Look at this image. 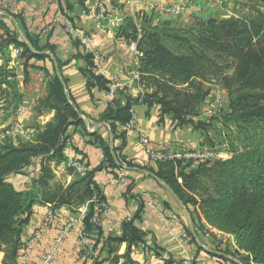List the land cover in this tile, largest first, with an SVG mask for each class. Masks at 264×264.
<instances>
[{
    "label": "trees",
    "instance_id": "16d2710c",
    "mask_svg": "<svg viewBox=\"0 0 264 264\" xmlns=\"http://www.w3.org/2000/svg\"><path fill=\"white\" fill-rule=\"evenodd\" d=\"M251 1L256 6L260 4L262 11L259 6L253 7L247 17L209 18L183 28L154 25L147 15L140 22L125 17L115 35L126 43L136 42L139 85L144 91L136 98L126 94V90L117 91L116 98L107 103L99 116L98 121L109 127L112 148L98 132L88 133L72 99L66 95L62 76L31 64L33 60H49L43 52L53 53V46L30 35L20 16L0 15V104L4 105L0 110L12 116L22 101L17 76L8 67V50L12 46L20 50L23 83L28 81L29 70L42 71L47 78L46 95L38 102L36 113L54 112L49 123L33 128L29 141H13L7 136L0 140V264H16L22 246L20 236L36 204L72 210L87 205L83 233L93 236L92 250L96 248L101 232L92 222V200L104 199L94 176L104 171L117 178L122 165L135 166L123 152L125 125L137 105H145L148 110L157 107L158 125L170 120L174 131L183 132L187 140L201 139L202 147L211 150L215 148L213 138L222 139L220 144L228 153L227 159L205 162L195 168L183 166L181 159H170L154 161V167L140 168L161 180L189 211L194 209L201 231L200 216L209 228L232 236L234 251H222L231 259L216 256L223 263L264 264V0ZM78 2L83 5L84 0ZM83 60L87 90L107 92L108 81L92 70V55L85 54ZM211 82H217L228 94V107L222 119L201 113L209 96L205 85ZM218 124L230 125L231 134L222 135ZM71 130L88 137V143L101 150L102 160L84 175L67 167L72 181L65 186L56 181L52 166L66 162L64 150L70 143ZM18 175L29 180L21 190L9 182ZM132 187L129 184L126 193ZM141 211L140 206L132 218L121 223L120 235L106 238L109 257L114 255L111 264H118L120 259H124L122 264H134L130 249L147 244V233L135 225ZM122 244L126 245V252L120 257L114 253ZM80 253L85 255L86 251ZM162 264L181 263L169 258Z\"/></svg>",
    "mask_w": 264,
    "mask_h": 264
},
{
    "label": "crops",
    "instance_id": "0c3cea01",
    "mask_svg": "<svg viewBox=\"0 0 264 264\" xmlns=\"http://www.w3.org/2000/svg\"><path fill=\"white\" fill-rule=\"evenodd\" d=\"M123 1L84 0L81 5L78 0H0V15L20 16L30 35L37 36L42 44L48 43L53 46V53L43 52L49 56V60H33L31 64L34 63L40 68L45 67L50 74L56 72L62 76L66 81V95L70 101L72 99L71 103L80 113L88 133L98 132L109 141L111 147L113 139L109 127L98 121L107 106L105 94L113 90L112 101L116 98L117 91L126 90V94L136 98L139 95L137 88L143 90L139 85L136 42L132 41L135 44L130 46L115 35L116 29L125 17L140 22L141 18L147 15L154 25L168 24L171 27L183 28L199 20L239 16L238 10L248 9L253 2L251 0H151L164 4L191 1V7L178 17L152 13L137 14L132 17L123 7ZM234 3H240L241 8L235 7ZM100 12L103 14V27L97 29L92 15ZM9 19L17 27L15 20L12 17ZM19 33L25 38L20 30ZM83 39L88 41L89 47L81 43ZM90 52H96L100 56L98 65L92 61V70L108 81L107 92L96 88L90 89L89 92L86 88L83 75L86 65L83 57ZM17 81L22 94L20 104L22 111L19 115L16 114L15 127L7 137L13 141H23L26 137L32 138L35 126L43 127L49 123L54 117V112L39 114L35 111L38 102L46 95L47 78L42 71L29 70L26 83H23V73L21 77L18 75ZM209 86V84L205 85L207 89ZM211 92L213 90H210V94ZM134 111L137 122L134 127L126 130V146L123 153L127 161L135 166H123L125 183H117V178L104 171L94 176L104 202L109 206V212L102 214L98 220L101 238L96 248L89 255L80 253L81 235L88 243L92 245L95 243L93 236L86 237L83 233V219L87 205L72 210L67 207L53 209L51 205L36 204L32 207L28 224L20 236L21 248H25L24 246L33 240L28 251L29 264H40L53 248L56 252L49 264H111L110 260L114 255L109 257L105 240L110 236L120 235L121 223L132 218L140 206L141 216L135 221V225L147 233V244L130 249L129 256L134 264H162L163 260L169 258L181 264H232L230 261L223 263L216 257L231 259L222 251L226 248L230 252L234 251L232 236L209 228L200 216V225L203 227L201 231L198 228L194 209L190 208L189 211L161 180L146 169L140 168L154 167V161L140 144L139 140L142 136L149 138L154 151L173 158L183 156L190 150H197V153L204 151L205 147L201 146V139L191 136V139H185L183 132L173 130L172 123L168 119L163 125H158L157 107L148 110L145 105H137ZM69 134H71L70 143L64 150L66 162L52 166L56 181L65 186L72 181V176L66 172L70 163L86 164L87 169L92 170L102 160L101 150L88 143V137H83L73 130ZM28 181L27 177L20 175L9 179V182L20 190L26 187ZM129 184L133 187L130 193H126ZM49 213L52 214L51 217ZM60 237L62 239L57 243ZM192 239L194 243L191 242ZM20 250L19 253L22 251ZM125 252L126 245L122 244L117 247L114 254L121 257ZM123 262L124 259H120L118 264Z\"/></svg>",
    "mask_w": 264,
    "mask_h": 264
},
{
    "label": "built area",
    "instance_id": "2783aa9c",
    "mask_svg": "<svg viewBox=\"0 0 264 264\" xmlns=\"http://www.w3.org/2000/svg\"><path fill=\"white\" fill-rule=\"evenodd\" d=\"M123 7L126 9V12L128 15L134 17L137 14L138 15H144L147 13H152V14H157V15H165V16H170V17H178L185 12H187L190 7H191V1L187 2H182L180 4H164L156 1H151V0H124L123 1ZM93 19L95 20V26L97 29H102V20H103V14L100 12L99 14H94L92 15ZM81 43L89 47L88 41L86 39L81 40ZM135 43L134 42H129L130 46H133ZM14 53H18V50H15ZM92 55V61L95 65L99 64V59L100 56L96 52H90ZM135 55H139V53H135ZM13 56V53H12ZM139 93L142 94L143 90L141 88H137ZM114 95L113 90H109L105 94V100L108 102L111 101L112 97ZM22 111L21 107H18L16 114H20ZM210 114V113H209ZM137 122L136 118V113L134 111V108L131 110V119L129 122L125 125V129L129 130L132 127L135 126ZM140 144L143 147L145 153L150 157L151 160L153 161H165V160H170V159H181L185 157H194V155H189V154H184L183 156L173 158L171 156H167L165 154L156 152L153 150L151 147V142L146 136L140 137ZM70 167H72L78 174L84 175L85 172L88 170L87 167L79 162H72L70 163ZM124 167L122 165L121 170L118 172V177H117V183L123 184L125 183V178H124ZM94 201V217L92 218V222L95 223L96 225L99 226V218L102 214H105L109 212V206L107 205L106 202L104 201H97L95 198L92 200ZM52 214L49 213V217H51ZM66 231V230H65ZM64 231V232H65ZM37 235V234H36ZM62 237L57 239V243H60ZM33 240L29 241L24 247L21 248V252L18 254L16 264H29L28 263V251L30 246L32 245ZM80 245H81V250H85L86 253L85 255H89L92 251V244L88 243L86 238H84L83 235L80 237ZM56 252V249L53 248L51 252L45 257V260L42 261L40 264H49L52 260L53 254ZM187 264V263H183Z\"/></svg>",
    "mask_w": 264,
    "mask_h": 264
},
{
    "label": "rangeland",
    "instance_id": "374dc122",
    "mask_svg": "<svg viewBox=\"0 0 264 264\" xmlns=\"http://www.w3.org/2000/svg\"><path fill=\"white\" fill-rule=\"evenodd\" d=\"M259 4V3H258ZM254 5V6H253ZM234 6H238L239 8H241V4L240 3H234ZM259 6V7H258ZM256 6V3L253 1L252 5H250V7L248 9L242 8L239 9L238 11L240 12L239 16H250L252 13V9L253 7H258V10H261L260 4ZM247 10V11H245ZM1 49V48H0ZM15 50H18L15 47H9L8 52L10 53V63H9V68L13 69V72L15 73V75L18 77V75L21 77L22 76V61L19 60V55H20V50H18V53H14ZM13 53V56H12ZM1 58H0V65H1ZM34 64V63H32ZM21 67V68H20ZM228 73H231V70L227 71ZM29 78V77H28ZM215 82V81H214ZM208 83L209 86V95L211 97H208L206 99V101L204 102V104L201 107V113L203 115H205L206 117L208 116H212L215 115V118H223V115L226 113L227 111V107H228V94L227 91L221 86L219 85L217 82L216 83ZM210 90H213V92H211L210 94ZM210 98V99H209ZM3 104H0V109H3ZM20 107V105H19ZM18 109V108H17ZM17 109L15 110V112L13 113L12 116L7 115V112H3L0 110V140L4 139L5 136L10 135L11 129L14 126V122L16 119V112ZM210 113V114H209ZM6 119V121H4ZM217 129L219 132L225 135L227 134H231V131L233 130V128L228 125L226 126H222L221 124H218ZM6 134V135H5ZM2 135V136H1ZM213 138V136H212ZM31 139V138H30ZM29 138H24V141H29ZM214 143H215V148L213 149H207L205 148L204 151H200L199 153H197V150H190L187 151L185 154H189V155H194V157H185V158H181V160H183V166H188L190 168H195L198 164H202L205 162H213L214 160H224L228 158V153L226 152V150L223 148V146H221L220 141H222V139H214ZM202 142V141H201Z\"/></svg>",
    "mask_w": 264,
    "mask_h": 264
},
{
    "label": "water",
    "instance_id": "95a60500",
    "mask_svg": "<svg viewBox=\"0 0 264 264\" xmlns=\"http://www.w3.org/2000/svg\"><path fill=\"white\" fill-rule=\"evenodd\" d=\"M111 147V146H110ZM112 148V147H111Z\"/></svg>",
    "mask_w": 264,
    "mask_h": 264
}]
</instances>
